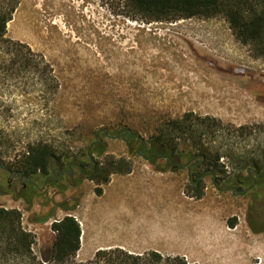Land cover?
<instances>
[{
	"label": "rangeland",
	"instance_id": "374dc122",
	"mask_svg": "<svg viewBox=\"0 0 264 264\" xmlns=\"http://www.w3.org/2000/svg\"><path fill=\"white\" fill-rule=\"evenodd\" d=\"M6 38L42 55L56 81L54 90L40 93L31 72H9L8 79L0 73V208L21 213L39 258L48 256L51 225L75 215L80 186L91 183L62 181L63 193L49 188L31 205L26 197L16 200L8 172H15L33 143L90 165L88 173L86 153L95 135L101 145L92 148L93 161L145 160L140 152L129 153L120 131L147 139L160 124L192 114L214 119L219 128L205 133L201 143L219 150L228 168L245 169L264 155V58L237 42L222 18L144 23L125 17L115 0H20ZM176 143L183 146L182 140ZM158 165L185 189L186 169ZM42 180L32 182L40 187ZM202 185L203 198L223 219L244 222V203L226 192L227 184ZM249 212L253 222L262 217L257 208ZM253 239L257 251L249 264H262L264 234Z\"/></svg>",
	"mask_w": 264,
	"mask_h": 264
},
{
	"label": "trees",
	"instance_id": "16d2710c",
	"mask_svg": "<svg viewBox=\"0 0 264 264\" xmlns=\"http://www.w3.org/2000/svg\"><path fill=\"white\" fill-rule=\"evenodd\" d=\"M115 1L125 17L144 23L222 18L237 42L248 47L255 58H264V0ZM19 4L20 0H0V73H5L8 76L5 78L8 79L9 72L15 71L16 77L31 72L40 93L43 92L42 89L54 90L55 77L45 58L33 53L27 45L6 38L7 24L12 20ZM214 128L215 130L219 128L214 119L201 120L192 114H185L181 118L160 124V127L155 128L147 139L129 131L131 133V137L127 138L129 153H132V150L140 152L142 157L155 167L159 166V162L163 163L161 161L163 157L188 163L187 184L184 191L190 197L201 198L204 188L197 177L208 173L225 176L227 172L224 164L220 163L219 150L201 143L202 136L212 130L214 132ZM198 129L202 130L201 133H197ZM176 140H182L183 146L179 147ZM190 141L191 145L185 144ZM88 150L86 156L92 164L90 162V159L93 160L92 149ZM102 152L100 151L99 155ZM94 163L91 165V174L88 177L93 182L105 181V177L110 174H124L131 171V164L123 158H108L102 163L95 161ZM263 163L264 155L260 160H251L244 164L245 169L241 167L240 170L245 173L249 167L253 165L258 167ZM72 164H76L83 171L90 167L58 153L57 149L49 147L46 143L36 142L23 154L15 171L33 181L34 178H46L57 167L68 168ZM102 173L104 176H100ZM218 184L212 186L218 189ZM97 192L100 193L99 190ZM21 218V213L16 209L0 208V264H187L180 258L162 257L156 253L132 256L117 249L100 251L90 261L77 262L80 227L71 216L64 217L51 225L55 236L48 249V256L39 258L33 249L34 236L23 229ZM47 221L48 219H45L43 223Z\"/></svg>",
	"mask_w": 264,
	"mask_h": 264
},
{
	"label": "crops",
	"instance_id": "0c3cea01",
	"mask_svg": "<svg viewBox=\"0 0 264 264\" xmlns=\"http://www.w3.org/2000/svg\"><path fill=\"white\" fill-rule=\"evenodd\" d=\"M127 161L130 172L110 174L101 182L87 178L91 187L80 186L73 216L80 227L77 262L117 249L187 264L250 263L257 251L253 237L261 236L252 235L250 227L258 221L223 219L211 201L188 196L169 170L146 160Z\"/></svg>",
	"mask_w": 264,
	"mask_h": 264
},
{
	"label": "flooded vegetation",
	"instance_id": "af4514ba",
	"mask_svg": "<svg viewBox=\"0 0 264 264\" xmlns=\"http://www.w3.org/2000/svg\"><path fill=\"white\" fill-rule=\"evenodd\" d=\"M129 131H120L117 135L124 136L127 138L131 137ZM106 134H108L106 132ZM96 141L92 143L89 150L93 147L101 145V141L95 135ZM88 150V151H89ZM166 165H172L180 169H187L189 167L188 163L181 161H172L167 157H163L161 160ZM90 162L94 165V161L90 159ZM226 175L216 176L213 173H208L205 175H200L197 180L202 183H210L214 185L215 183L229 184L226 192H232V197L239 199L243 204L244 210V222L249 224L251 222L249 211L252 208H257L261 213V219L252 227H250V233L253 235H263L264 234V163L255 167H249L246 172L241 171L240 168H228V165L224 164ZM254 167V168H253ZM231 170V171H229ZM91 171L86 173L81 170L76 164L70 165L68 168L57 167L51 171V174L42 180V185L39 187L34 184L30 179L24 178L20 172H8L9 179L6 180L7 184H11L14 181L13 191L14 198L20 200L26 197L27 205H31L32 200L35 198L46 197L47 193H43L45 190L52 188L57 189L61 193L65 192V187L60 185V182L66 181L69 185L79 186V181L84 178H88ZM236 185V186H235ZM68 211V209H66ZM52 215H48L46 218L41 219L39 222L43 223V220L50 219Z\"/></svg>",
	"mask_w": 264,
	"mask_h": 264
},
{
	"label": "bare ground",
	"instance_id": "6f19581e",
	"mask_svg": "<svg viewBox=\"0 0 264 264\" xmlns=\"http://www.w3.org/2000/svg\"><path fill=\"white\" fill-rule=\"evenodd\" d=\"M124 36V35H123ZM124 45H127V44H125L124 43ZM118 47V46H117ZM126 47V46H125ZM111 48V47H110ZM112 49V48H111ZM202 91V90H201ZM197 93V92H196ZM201 94V93H200ZM261 253V252H260ZM259 256H260V254H259ZM261 262H262V264H264V256L263 255H261Z\"/></svg>",
	"mask_w": 264,
	"mask_h": 264
},
{
	"label": "water",
	"instance_id": "95a60500",
	"mask_svg": "<svg viewBox=\"0 0 264 264\" xmlns=\"http://www.w3.org/2000/svg\"><path fill=\"white\" fill-rule=\"evenodd\" d=\"M129 133V135L131 134L130 132H128Z\"/></svg>",
	"mask_w": 264,
	"mask_h": 264
}]
</instances>
